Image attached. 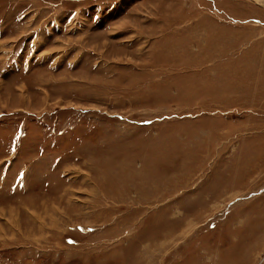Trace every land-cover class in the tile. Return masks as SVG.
Returning <instances> with one entry per match:
<instances>
[{
  "label": "rangeland",
  "instance_id": "obj_1",
  "mask_svg": "<svg viewBox=\"0 0 264 264\" xmlns=\"http://www.w3.org/2000/svg\"><path fill=\"white\" fill-rule=\"evenodd\" d=\"M0 264H264V0H0Z\"/></svg>",
  "mask_w": 264,
  "mask_h": 264
},
{
  "label": "bare ground",
  "instance_id": "obj_2",
  "mask_svg": "<svg viewBox=\"0 0 264 264\" xmlns=\"http://www.w3.org/2000/svg\"><path fill=\"white\" fill-rule=\"evenodd\" d=\"M257 1V0H256Z\"/></svg>",
  "mask_w": 264,
  "mask_h": 264
}]
</instances>
